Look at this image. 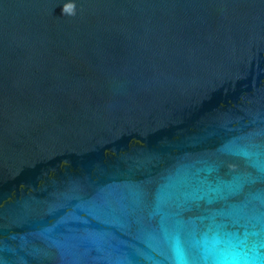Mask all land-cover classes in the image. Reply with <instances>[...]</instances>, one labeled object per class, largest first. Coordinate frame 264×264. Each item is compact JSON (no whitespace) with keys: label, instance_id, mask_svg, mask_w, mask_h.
Returning <instances> with one entry per match:
<instances>
[{"label":"water","instance_id":"obj_1","mask_svg":"<svg viewBox=\"0 0 264 264\" xmlns=\"http://www.w3.org/2000/svg\"><path fill=\"white\" fill-rule=\"evenodd\" d=\"M0 264H264V0H0Z\"/></svg>","mask_w":264,"mask_h":264}]
</instances>
